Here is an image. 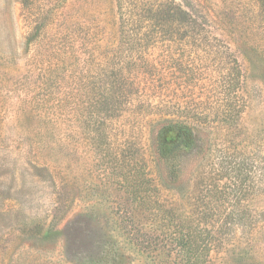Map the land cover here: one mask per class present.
Returning a JSON list of instances; mask_svg holds the SVG:
<instances>
[{
  "label": "trees",
  "instance_id": "16d2710c",
  "mask_svg": "<svg viewBox=\"0 0 264 264\" xmlns=\"http://www.w3.org/2000/svg\"><path fill=\"white\" fill-rule=\"evenodd\" d=\"M21 3L29 16L35 0ZM112 3L115 37L85 20L70 23L61 38L68 80L52 112L54 129L64 128L67 143L43 146L47 153L29 163L59 187L51 222L85 197L82 188L74 193L75 179L58 176L70 170L80 148L73 135L86 134V153L100 159L104 183L113 187L107 191L114 195V215L139 250L152 258L162 253L164 264H215L213 254L229 238L252 233L264 221L255 205L264 189V158L222 138L211 152L199 136L209 128L240 136L244 72L202 0ZM185 172L188 187L177 190ZM165 190L175 195L165 197Z\"/></svg>",
  "mask_w": 264,
  "mask_h": 264
},
{
  "label": "rangeland",
  "instance_id": "374dc122",
  "mask_svg": "<svg viewBox=\"0 0 264 264\" xmlns=\"http://www.w3.org/2000/svg\"><path fill=\"white\" fill-rule=\"evenodd\" d=\"M202 1L242 67L238 93L246 109L240 136L220 135L211 128L199 136L209 141L211 152L219 149L222 138L237 142L252 158H264V7L260 0ZM85 20L116 36L112 0H35L29 16L21 0H0V264H164L162 253L148 256L122 230L114 215V195L107 191L113 187L104 183L103 163L84 148L89 136L73 135L80 148L69 172L58 176L75 179L74 193L81 194L82 188L85 197L55 224L53 200L59 187L29 166L40 151L47 153L43 146L67 143L64 128L54 129L57 119L52 112L68 80L65 57L58 50L70 23ZM39 25L41 30L36 29ZM35 30L39 37L30 43ZM150 138L146 135L143 144L152 156ZM150 168L154 173L153 163ZM189 177L183 174L177 190L188 187ZM255 205L264 212V189ZM213 259L215 264H264V221L252 233L233 235Z\"/></svg>",
  "mask_w": 264,
  "mask_h": 264
}]
</instances>
